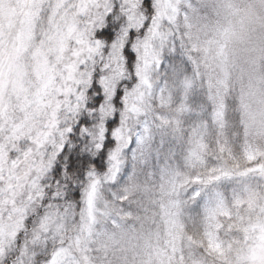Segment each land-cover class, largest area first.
<instances>
[{
  "label": "snow or ice",
  "instance_id": "snow-or-ice-1",
  "mask_svg": "<svg viewBox=\"0 0 264 264\" xmlns=\"http://www.w3.org/2000/svg\"><path fill=\"white\" fill-rule=\"evenodd\" d=\"M220 8L0 0V264H264V148L203 71ZM138 181L168 241L136 261Z\"/></svg>",
  "mask_w": 264,
  "mask_h": 264
},
{
  "label": "rangeland",
  "instance_id": "rangeland-1",
  "mask_svg": "<svg viewBox=\"0 0 264 264\" xmlns=\"http://www.w3.org/2000/svg\"><path fill=\"white\" fill-rule=\"evenodd\" d=\"M201 39L211 42L203 71L222 94L239 93L245 143L264 148V0H218ZM220 29V32H217ZM220 40L221 47L215 44ZM233 88V89H231ZM132 209L123 231L130 260L164 255L168 225L159 188L138 181L128 193Z\"/></svg>",
  "mask_w": 264,
  "mask_h": 264
},
{
  "label": "trees",
  "instance_id": "trees-1",
  "mask_svg": "<svg viewBox=\"0 0 264 264\" xmlns=\"http://www.w3.org/2000/svg\"><path fill=\"white\" fill-rule=\"evenodd\" d=\"M231 89H233V88H231ZM228 96H229L230 101L232 102V107H230V109H229V119H230V121L235 119V117L233 115V109H234L235 112L238 113V115H239V122L241 124H243L242 123V119H241V104H240L239 93L237 91H235V90H231V91H229ZM230 131H232V132H240L241 129L239 128V125H237V127L234 128V129L230 127ZM242 132H243V136H244V127H243Z\"/></svg>",
  "mask_w": 264,
  "mask_h": 264
}]
</instances>
